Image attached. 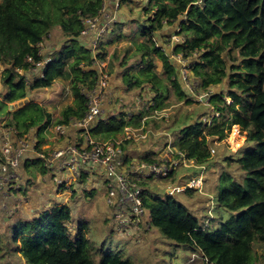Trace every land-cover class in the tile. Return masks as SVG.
<instances>
[{
	"label": "trees",
	"instance_id": "obj_1",
	"mask_svg": "<svg viewBox=\"0 0 264 264\" xmlns=\"http://www.w3.org/2000/svg\"><path fill=\"white\" fill-rule=\"evenodd\" d=\"M103 1L0 0V63L5 66L2 77L6 88L0 94V121L5 119V125L16 131L15 136L35 128V145L39 148L49 125L85 113L84 90L95 86L96 60L104 61L106 50L100 40L98 52L93 55L79 35L85 18L98 16ZM141 10L147 23L138 32L131 29L128 36L137 60L128 63L123 59L119 75L126 90L148 88L152 105L129 117L120 110L100 119L91 134L101 140L113 138L126 126H141L145 114L166 108L171 97L189 101L178 80L176 64L155 38L165 26L177 24L176 34L183 41L175 43L172 52L183 57L197 54L187 68L201 87L225 80L227 87L209 95L208 104L218 112L212 122L206 125L201 115L179 127L173 146L202 164L212 156L211 140L225 138L231 126L237 124L247 131L246 139L236 156L228 159L237 163L243 175L235 179L228 170L218 175L212 200L229 214L212 227L209 223L203 225L185 204L168 193L158 196L144 189L143 205L149 211L151 225L176 245L206 256L213 264H248L254 244L264 242V0H146ZM56 25L65 40L49 55L41 76L26 77L44 56L37 43ZM57 78L68 83L73 103L64 106L56 119L34 101L13 111L8 109L10 103L35 89L51 86ZM151 154L147 152L142 158L148 159ZM38 161L40 174L46 175V168L37 158L25 161L24 173ZM71 220L67 204L55 205L16 222L12 240L17 247L19 244L18 251L29 264H132L119 251L92 244L87 237V222L78 221L71 230ZM195 260L191 264H196Z\"/></svg>",
	"mask_w": 264,
	"mask_h": 264
},
{
	"label": "rangeland",
	"instance_id": "obj_2",
	"mask_svg": "<svg viewBox=\"0 0 264 264\" xmlns=\"http://www.w3.org/2000/svg\"><path fill=\"white\" fill-rule=\"evenodd\" d=\"M118 1L119 9L116 11L117 21L111 22L110 30L102 34L96 42V47L91 49L92 54L95 55L98 52L97 47L100 40L105 43V60H96L98 76L103 74L104 77H107V83L112 89L109 102L102 115L104 118L118 113L120 110L127 112L129 117L132 113L142 111L143 107L146 110L152 105V101L150 100L151 94L148 88L126 90L119 75L122 69L120 62L123 59H126L128 63L137 60V54L134 53V45L128 36L131 34V29L134 32H138L140 26L147 23V20H145L146 14L141 10L146 0ZM176 30V24L165 26L163 31H158L155 34V38L157 44L162 46L165 52L173 58L172 61L179 70L178 80L190 99L185 102L184 100L178 101L175 97H171V103L166 108L156 109L145 114L140 121L143 124H141L142 128L148 131V138L126 142L125 149L131 155L141 156L147 147L150 149L159 147L165 136L173 138L176 133L175 131L179 127L198 120L201 115L203 116L210 112V115L213 114L214 109L208 104V95L220 90H226V80L206 88L198 84L197 79L193 77L187 68V64L195 60L196 53H192V56L184 58L179 53H172L173 45L178 42L175 39L176 37L173 38ZM121 34L125 35L122 36ZM64 40L65 37L61 34L60 28L57 25L54 26L41 42L42 54L50 55L51 52L57 50L62 45ZM85 46H90L87 41ZM109 62L112 66L108 64ZM4 67V64L0 63V94L6 90L2 77ZM157 69L160 70V62L158 60ZM109 70L111 72H108ZM19 71L22 72L21 70ZM37 73L35 70L30 71L26 74V77L27 75L30 76ZM181 73L183 75L185 73L188 74L185 82ZM137 95L142 98L143 107L136 105L135 97ZM226 100L227 102L230 101L229 98ZM29 101L38 102L43 105L51 113L52 118L56 119L64 106L73 103V95L68 83L61 78H57L51 86L35 89L32 92H28L24 98L12 102L13 106L10 111ZM6 129H10V127L6 126L5 119H2L0 121V135ZM230 129L225 138L219 140L214 137L211 140L210 145L213 147L214 152H212L209 160L201 164V166H204L203 180L205 178L206 186L204 188L202 185L201 191H198L196 188L186 190L181 186L196 177L201 171V166L195 161V166L190 168L182 167L167 178L148 181L143 184V188L152 194L164 196L167 193V189L180 185L177 190H172L168 194H171L175 199L185 204L203 225L206 223H209L211 227L212 225H217L218 222L225 219L229 214V212L218 207L212 200L214 193L217 191L215 184L218 175L223 170H228L235 179H240L243 175V171L241 172L237 163L228 158L231 156L235 157L237 150L245 142V130H241L238 126V131L235 135L233 134V139L230 140L232 126ZM48 131L49 133L51 132V130ZM46 133L48 132H44L45 139H47ZM26 170L24 182L19 189L13 191L11 197L8 199L9 201L6 203L0 197L2 199V201L0 200V209L3 210H0V264H29L19 253V244L17 247L12 240L13 223L37 216L40 212L50 210L59 204H67L71 209L72 220L69 224L71 230H74L75 224L78 221L87 222V237L92 244L104 250H117L124 258L130 259L132 264H191L194 262L189 260L191 257L189 249L182 245H176L171 240L163 237L158 228L153 225L141 236H122L112 231L104 210V193L98 186L93 187L92 185H88V189L91 191H86V189H83V186L82 188L80 186L77 192H73L71 188L68 190H58L52 182L50 184L44 182L45 186L47 184L46 189L38 191V188L34 189V187L41 184V181H39L41 173L40 162L32 163ZM49 187L51 191H48L47 188ZM195 261L196 264L200 263L198 259ZM248 264H264V242H256L254 244V250L248 260Z\"/></svg>",
	"mask_w": 264,
	"mask_h": 264
},
{
	"label": "built area",
	"instance_id": "obj_3",
	"mask_svg": "<svg viewBox=\"0 0 264 264\" xmlns=\"http://www.w3.org/2000/svg\"><path fill=\"white\" fill-rule=\"evenodd\" d=\"M110 6L113 7L112 12L109 11ZM118 8V0H104L98 16L85 18L79 35L80 42L85 45L87 41L90 45L88 48L94 49L98 38L106 32L111 22L117 21ZM174 37L176 41L182 42V37L176 33ZM41 42H38L37 46L42 54ZM43 55L32 69L38 72L37 76L42 75L44 65L50 59L49 54ZM169 59L173 58L169 55ZM181 76L185 82L188 74L181 73ZM84 94L87 97L85 113L81 117H70L66 122L49 125L46 129L51 130L52 142L45 139L39 148L35 145V128H31L21 137L15 136L16 131L12 128L1 132L0 197L6 203L9 201L13 191L19 189L24 182L25 161L37 158L47 170L45 182H52L58 190L71 188L73 192H77L80 186L86 191H91L88 185L98 186L104 193V210L111 230L122 236H141L151 227L148 218L150 214L142 200L143 184L167 178L182 167H193L194 161L173 146V138L167 136L148 159L142 158V155L134 156L128 153L122 146L126 140L128 142L148 138V131L142 128L143 124L139 127L126 126L113 138H94L91 129L104 118L102 115L111 96L107 77L100 74L95 86L84 90ZM135 103L138 107L144 106L142 98L138 95L135 97ZM210 113L201 116V121L206 125L218 115L217 111L211 115ZM210 152H214L211 145ZM200 169L196 177L181 185L182 188L202 190L204 166ZM179 186L167 189L166 192L177 190ZM47 189L51 191V188ZM196 258L199 264H213L206 256L195 252L191 253L189 260L192 262Z\"/></svg>",
	"mask_w": 264,
	"mask_h": 264
},
{
	"label": "crops",
	"instance_id": "obj_4",
	"mask_svg": "<svg viewBox=\"0 0 264 264\" xmlns=\"http://www.w3.org/2000/svg\"><path fill=\"white\" fill-rule=\"evenodd\" d=\"M111 12H112V10H111V6H110V9H109ZM177 25V24H176ZM111 91H112V89H111ZM48 133H46V136H48V138L47 139H49V137H50V133H49V131L48 130H46ZM247 133V131H245V134ZM49 141L51 142V140L49 139ZM155 149L156 148H152V149H150V148H146L145 150H144V153L143 154H146L147 152H153V151H155ZM242 172V171H241ZM47 177V176H46ZM43 178V179H42ZM39 181H41V184H39V185H37V186H35L34 187V189L35 188H38V191H40V189H44L45 187H47V184H46V186H45V175L44 176H42L41 174H40V178H39ZM46 182H48V184H49V181L47 180ZM203 187L205 188L206 186H205V178H204V180H203ZM50 188V187H49ZM46 189V188H45ZM206 192V191H205ZM196 209V208H195ZM13 224H15V223H13ZM251 255H252V253H251ZM251 257V256H250ZM23 258V257H22ZM24 259V258H23ZM25 260V259H24Z\"/></svg>",
	"mask_w": 264,
	"mask_h": 264
},
{
	"label": "bare ground",
	"instance_id": "obj_5",
	"mask_svg": "<svg viewBox=\"0 0 264 264\" xmlns=\"http://www.w3.org/2000/svg\"><path fill=\"white\" fill-rule=\"evenodd\" d=\"M237 129H238L237 124L232 125V132H231L232 134L230 135V140L233 139V134L235 135V133L238 131Z\"/></svg>",
	"mask_w": 264,
	"mask_h": 264
},
{
	"label": "water",
	"instance_id": "obj_6",
	"mask_svg": "<svg viewBox=\"0 0 264 264\" xmlns=\"http://www.w3.org/2000/svg\"><path fill=\"white\" fill-rule=\"evenodd\" d=\"M12 106H13V104L10 103V104L8 105V109L10 110V109L12 108Z\"/></svg>",
	"mask_w": 264,
	"mask_h": 264
},
{
	"label": "clouds",
	"instance_id": "obj_7",
	"mask_svg": "<svg viewBox=\"0 0 264 264\" xmlns=\"http://www.w3.org/2000/svg\"><path fill=\"white\" fill-rule=\"evenodd\" d=\"M211 144V143H210Z\"/></svg>",
	"mask_w": 264,
	"mask_h": 264
}]
</instances>
